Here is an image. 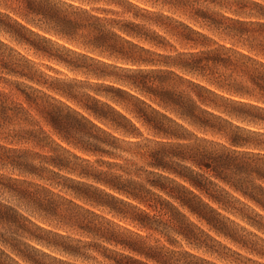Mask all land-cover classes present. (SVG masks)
<instances>
[{
	"label": "clouds",
	"instance_id": "1",
	"mask_svg": "<svg viewBox=\"0 0 264 264\" xmlns=\"http://www.w3.org/2000/svg\"><path fill=\"white\" fill-rule=\"evenodd\" d=\"M32 3L39 33L0 21V192L17 201L0 200V264H109L125 241L156 264H264V0ZM21 88L54 138L4 106Z\"/></svg>",
	"mask_w": 264,
	"mask_h": 264
},
{
	"label": "trees",
	"instance_id": "2",
	"mask_svg": "<svg viewBox=\"0 0 264 264\" xmlns=\"http://www.w3.org/2000/svg\"><path fill=\"white\" fill-rule=\"evenodd\" d=\"M38 10L39 9H37L33 5L32 0H4V6L2 9H0V21H5L13 29H19L23 32L34 31L39 33L42 25L39 24L38 18L33 15V13ZM47 38L55 40V36L51 35L50 33L47 34ZM148 46L149 45L147 44L144 45V47ZM24 49L32 53L30 49ZM35 57L40 58L38 56ZM261 88H264V84L261 85ZM16 91L18 93L20 101L15 102L11 99L10 96H8L3 101L4 106L7 107L9 105H12L15 106L19 111L27 113L29 118L34 122L36 126L39 127L41 131L45 132L49 137L54 138V134L49 129L46 119L37 110V107L31 103L30 99H25L26 94H22L24 92L23 88ZM93 110L101 112L102 115H106V113H103L100 109H96L95 106H93ZM50 119L55 127L61 128L63 130H68L69 128H83V125L79 121H76L70 117L61 119L58 114L50 113ZM205 175L210 174L205 173ZM190 203L195 211L201 213L203 212V208H201L200 205L196 204L195 202ZM208 206L213 207L211 204H209ZM97 209L104 211L103 209ZM213 210L216 211L217 215L219 216L224 215L221 210L215 207H213ZM144 211L146 214L151 215L150 210L145 209ZM188 219L190 221H195L196 218L189 216ZM116 221L117 222H114L120 223L118 219ZM128 227L131 226L129 225ZM199 227L201 228V230H204L206 226L203 223H199ZM125 244L126 247L120 249V251L113 252L110 249L105 250L104 254L110 258L109 264H111L112 260L115 261V264H156V260L159 259L158 254L152 250H149V248L147 247H142L132 241H125ZM66 255L82 259V257L80 256H73L71 254ZM209 257L213 258L216 262L207 260L205 264H226L224 260L217 259L212 254H209Z\"/></svg>",
	"mask_w": 264,
	"mask_h": 264
},
{
	"label": "rangeland",
	"instance_id": "3",
	"mask_svg": "<svg viewBox=\"0 0 264 264\" xmlns=\"http://www.w3.org/2000/svg\"><path fill=\"white\" fill-rule=\"evenodd\" d=\"M19 51L21 52L22 55H25V56L29 57V59H31L33 61H36L37 63L43 62L41 58H37V57L33 56V54L31 52L25 50L22 47L19 49ZM53 67L56 68L58 66L53 65ZM65 74H67V73H65ZM10 97L15 102H19L20 101V98H19L18 93H17L16 90H13V93H12V95ZM29 147H30V145H29ZM86 158L89 159V160L91 159V157H88V156ZM32 179H35V177H32ZM52 191L55 192L56 189L53 188ZM0 200H6V201H8L9 203H11L13 205H15L16 202H17L15 195L11 194V193H9L7 191L0 192ZM21 204H23V202H21ZM19 211L24 213L25 215H28V214H30L33 211V209L29 208L27 211H25L24 207H21L19 209ZM94 211L103 212L102 210H98V209H94ZM33 218H34V220H35V222L37 224H40V221L38 219H35V217H33ZM115 222H117V221L115 220ZM42 227H46V226H42ZM49 251L52 252L53 256H56V255L64 256L65 257L64 264H91V261L84 262L81 258H75V257H72V256H68V255H66L64 253H61V252L55 250V249H50ZM117 251H120V250H117ZM208 260L216 262L213 258H209ZM45 264H47V262H45Z\"/></svg>",
	"mask_w": 264,
	"mask_h": 264
}]
</instances>
